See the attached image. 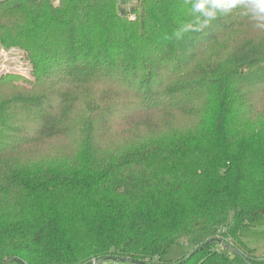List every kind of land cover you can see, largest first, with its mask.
Listing matches in <instances>:
<instances>
[{"label": "trees", "instance_id": "16d2710c", "mask_svg": "<svg viewBox=\"0 0 264 264\" xmlns=\"http://www.w3.org/2000/svg\"><path fill=\"white\" fill-rule=\"evenodd\" d=\"M0 42L34 76L0 74V264H264L241 236L264 220L256 0H0ZM160 117L169 136L111 148L118 122ZM54 137L78 144L22 162Z\"/></svg>", "mask_w": 264, "mask_h": 264}, {"label": "rangeland", "instance_id": "374dc122", "mask_svg": "<svg viewBox=\"0 0 264 264\" xmlns=\"http://www.w3.org/2000/svg\"><path fill=\"white\" fill-rule=\"evenodd\" d=\"M139 0H122L123 6L127 9L135 6ZM54 3L57 4L58 0H54ZM135 18V16L133 17ZM241 33H227L224 35L223 44L224 46L237 42L239 35ZM213 52V49H209V54ZM7 72H16L23 76L25 79H21L20 83L26 86H31V81L34 80L32 74V64L27 59L26 53L23 48L20 47H5L0 42V74ZM105 86H98L89 91L92 95H98ZM82 112V110H81ZM70 113L72 116V122L74 126L78 125L82 113ZM175 121V120H174ZM172 119L165 117H160L157 120H153L152 124L138 125L134 122H118L114 127V135L110 141L111 148L117 149L121 148L128 141L136 142L137 140H144L146 138V132L149 130L150 125H154L155 128L152 131V136H169L170 128L172 126ZM187 122V121H186ZM174 140V139H170ZM170 140L168 143H170ZM176 140L180 141L179 138ZM65 141L73 147L78 144V140H60L56 137L45 140L44 143L40 144L35 148L31 156L25 157L22 159V162H31L36 158H44L47 161L56 160L59 156V149L62 148L65 144ZM167 143V144H168ZM69 150V148H67ZM242 239L254 249L255 255L257 257L264 256V220L256 226H246L241 231ZM205 237L203 235H196L192 238H183L180 241H177L169 247L166 255L163 257L166 261H175L181 258L183 255L188 252L196 249L202 243ZM188 243V244H187Z\"/></svg>", "mask_w": 264, "mask_h": 264}, {"label": "clouds", "instance_id": "9594fccd", "mask_svg": "<svg viewBox=\"0 0 264 264\" xmlns=\"http://www.w3.org/2000/svg\"><path fill=\"white\" fill-rule=\"evenodd\" d=\"M256 6L260 12H264V0H256ZM197 9L202 8V4L196 5Z\"/></svg>", "mask_w": 264, "mask_h": 264}, {"label": "built area", "instance_id": "2783aa9c", "mask_svg": "<svg viewBox=\"0 0 264 264\" xmlns=\"http://www.w3.org/2000/svg\"><path fill=\"white\" fill-rule=\"evenodd\" d=\"M134 17V16H133ZM188 244V243H187Z\"/></svg>", "mask_w": 264, "mask_h": 264}]
</instances>
